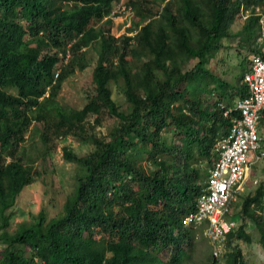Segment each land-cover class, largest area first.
Masks as SVG:
<instances>
[{"label":"trees","instance_id":"trees-1","mask_svg":"<svg viewBox=\"0 0 264 264\" xmlns=\"http://www.w3.org/2000/svg\"><path fill=\"white\" fill-rule=\"evenodd\" d=\"M113 1L0 0V264H186L195 227L181 218L196 208L216 141L247 93L245 56L236 84L207 63L238 19L259 50L264 0H126L133 13L118 35L105 18ZM87 66L84 101L63 104V82ZM31 122L42 154L68 136L92 148L62 145L80 170L62 209L48 216L41 207L12 228L11 207L38 172L23 144ZM236 215L217 264H248L234 242L252 241L247 221L264 255V182Z\"/></svg>","mask_w":264,"mask_h":264},{"label":"rangeland","instance_id":"rangeland-1","mask_svg":"<svg viewBox=\"0 0 264 264\" xmlns=\"http://www.w3.org/2000/svg\"><path fill=\"white\" fill-rule=\"evenodd\" d=\"M125 14L113 20L111 30L120 33L129 24V18L132 16ZM242 24V19L232 23L230 31L232 35L223 39L224 46L216 50L209 59L207 66L214 69V72L220 76L229 79L233 84L237 83V76L242 70L241 60H247L252 53V47H248L245 33L238 32ZM258 43V40L255 41ZM255 44V45H256ZM95 55V53H93ZM91 66L83 70H76L72 75L65 79L60 91V101L68 106H80L84 101L83 85L89 80ZM122 100V98H120ZM258 131L261 137H264V127L258 121ZM26 155L35 156L32 168L38 170L33 175L32 181L23 186L11 207L14 215L11 218V227L14 228L21 220H30L41 207H44L48 216L58 214L62 209V204L67 193L72 191L76 182V173H78V164L66 160L62 145H68L73 151L83 153L92 148L90 142H83L68 136L60 140L51 154H42V143L39 137V131L35 123L31 122L24 130ZM168 135V140L174 138L171 130L164 133ZM45 155V156H44ZM251 166L247 178L235 192L232 199L231 208L233 215L239 209L240 199L249 191L252 192L255 186L264 182V159ZM80 171V170H79ZM36 172V171H35ZM255 179L257 180L256 182ZM200 227L194 228V242L188 255L184 257L186 264H205L210 256V246L207 238ZM246 229L252 234V241L247 242L241 239L237 242L248 260V264H264L263 251L258 243V232L254 229L253 223L247 221ZM168 251L161 253L162 257H167Z\"/></svg>","mask_w":264,"mask_h":264},{"label":"built area","instance_id":"built-area-1","mask_svg":"<svg viewBox=\"0 0 264 264\" xmlns=\"http://www.w3.org/2000/svg\"><path fill=\"white\" fill-rule=\"evenodd\" d=\"M132 13V7L126 0H114L108 16L115 20L125 14L132 16ZM245 16L246 13L243 14ZM257 40L259 50L250 54L248 69L242 77L247 93L236 98L233 109L237 113L230 118L229 131L216 141L217 155L201 181L196 208L181 218L184 224L202 226L210 246V264L223 263L226 233L238 220L237 215L229 214L232 211V199L247 178L251 166L264 159V148L257 126L264 109V13H260L258 18ZM229 110L224 109V115Z\"/></svg>","mask_w":264,"mask_h":264},{"label":"clouds","instance_id":"clouds-1","mask_svg":"<svg viewBox=\"0 0 264 264\" xmlns=\"http://www.w3.org/2000/svg\"><path fill=\"white\" fill-rule=\"evenodd\" d=\"M67 1H68V3H71V2H72V0H67ZM106 17H109L108 14L105 16V18H106ZM112 20H113V19H112ZM125 30H126V27H125L124 30H122L120 33L125 32ZM112 33H114L115 35L120 34V33H115V32H113V31H112ZM128 33H131V32H128ZM68 49H69V48H67L66 51H65V53H64V54H65V56L63 57V58H64V59H63L64 61H66V60L68 59V57H69L70 50H68ZM204 178H205V177H204Z\"/></svg>","mask_w":264,"mask_h":264},{"label":"crops","instance_id":"crops-1","mask_svg":"<svg viewBox=\"0 0 264 264\" xmlns=\"http://www.w3.org/2000/svg\"><path fill=\"white\" fill-rule=\"evenodd\" d=\"M236 100V99H235Z\"/></svg>","mask_w":264,"mask_h":264}]
</instances>
